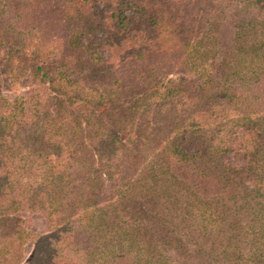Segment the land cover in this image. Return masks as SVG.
I'll return each instance as SVG.
<instances>
[{
  "label": "trees",
  "instance_id": "trees-1",
  "mask_svg": "<svg viewBox=\"0 0 264 264\" xmlns=\"http://www.w3.org/2000/svg\"><path fill=\"white\" fill-rule=\"evenodd\" d=\"M0 264H264V0H0Z\"/></svg>",
  "mask_w": 264,
  "mask_h": 264
},
{
  "label": "rangeland",
  "instance_id": "rangeland-1",
  "mask_svg": "<svg viewBox=\"0 0 264 264\" xmlns=\"http://www.w3.org/2000/svg\"><path fill=\"white\" fill-rule=\"evenodd\" d=\"M21 88H19L18 90H20Z\"/></svg>",
  "mask_w": 264,
  "mask_h": 264
}]
</instances>
